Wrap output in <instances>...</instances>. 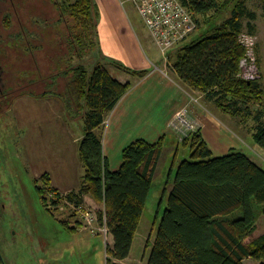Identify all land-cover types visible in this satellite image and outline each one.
Here are the masks:
<instances>
[{
  "label": "trees",
  "instance_id": "1",
  "mask_svg": "<svg viewBox=\"0 0 264 264\" xmlns=\"http://www.w3.org/2000/svg\"><path fill=\"white\" fill-rule=\"evenodd\" d=\"M182 2L197 28L182 43L183 54L173 65L180 81L214 97L222 112L258 120V111L251 114L250 106L264 102L259 79L247 81L237 76L244 54L237 38L243 30L241 19L244 15L253 19L254 14L247 13L241 2L232 6L233 0ZM55 9L58 45L64 44L66 49L48 53L52 68L47 78L52 80L43 90L27 86L20 95H57L67 111L84 110L83 133L77 140L83 176L77 189L61 196L51 186L49 173L43 172L36 179L41 183L37 192L49 212L50 203L82 204L84 194L101 204L99 220L113 239L105 248L106 264H118L115 260L130 254L166 140L162 136L154 142L138 138L128 143L121 151L120 166L110 169L100 129L130 84L119 82L101 63L91 69L85 65L84 57L99 49L94 0H58ZM109 59L129 72L143 75L147 71ZM251 135L264 152V122H256ZM175 143L171 165L175 172L146 264H244L245 258L264 264V168L238 149L214 155L197 129L182 140L175 138ZM180 148L188 149V156L181 160L177 158ZM60 221L69 231H76L67 220ZM0 264H5L1 253Z\"/></svg>",
  "mask_w": 264,
  "mask_h": 264
},
{
  "label": "rangeland",
  "instance_id": "2",
  "mask_svg": "<svg viewBox=\"0 0 264 264\" xmlns=\"http://www.w3.org/2000/svg\"><path fill=\"white\" fill-rule=\"evenodd\" d=\"M102 4L105 5L102 6L104 12V7L106 8V6L109 11L111 7L109 0H102ZM94 5L98 9V0H94ZM119 6L122 11L125 10L128 14L131 23L140 36L144 49H146L147 44L143 34L147 36V31L137 11L129 2L124 5V8L120 4ZM252 9L257 14L258 20V0L256 4L252 5ZM113 11L112 9L111 12ZM97 13L99 23V10ZM59 26L64 29L62 24ZM244 31L250 32L246 29ZM251 33L256 34L258 47L263 50L261 64L264 91V31L262 30L260 35L257 31ZM60 42H62V37ZM48 44L51 46L50 36H48ZM65 49V45L61 44L58 45L56 50ZM50 52L51 48L47 49L46 58L49 63L48 53ZM84 60L87 63L85 65L89 69L96 63L103 65L107 63L109 65V62L112 61L104 55L100 45L97 51L90 52L84 57ZM119 61L128 66L124 60ZM35 90L41 92L39 88ZM58 91L63 90L61 88ZM35 98V95L32 94L21 95L9 107L0 111V253L4 263L106 264L107 255L105 248L110 245L109 242H111L112 236L109 231L106 234V239L103 233H97L101 224L99 212L102 211V205L95 201H90L89 203V201L84 200L82 204H78L95 215V218L90 222L92 227L89 229L87 221L76 209L78 205L67 200L57 205L50 203L49 212L47 211L48 206L43 204L36 187L41 185L36 179L43 172H51L52 168H55L53 172L59 178L62 177V173L67 169L71 183L77 185L81 182L83 168L78 158L77 140L83 133L81 118L84 110L81 113H77L73 109L72 111H69V109L65 111V109L61 108V101L58 98L52 100V103L39 101ZM259 105L262 104L253 103L250 106L251 114L258 111ZM50 108L53 109L52 114H57L51 119L52 124H50ZM42 109L45 110L42 111ZM39 111L44 113L42 122L39 115H37ZM70 116H74V119H71ZM251 119L249 121H251L250 124L252 126L256 122ZM46 121L48 122L47 124ZM57 123L59 125L55 128L54 125ZM171 130L175 138L178 139L176 132L173 129ZM100 131L102 139H106V128L101 126ZM227 132L226 137L224 136L222 139L223 142H229V134H233L229 130ZM239 133V136L233 134L240 138V140L236 138L238 140L237 147L233 149L244 151L252 160L264 168V152L256 146L252 135L240 130ZM167 136L164 150L159 158L158 167L155 169L152 186L143 210L133 249L128 259L115 260L118 264L147 263L162 212L167 204L171 177H173L175 172V170L174 172L171 170L172 161L175 157V138L173 141V137L169 132ZM168 141L171 143H168ZM217 149L219 148L213 147V154L221 155L222 152ZM109 154V157L115 159L114 150H110ZM187 156L188 149L180 148L177 158L181 160ZM61 162L63 163L62 165ZM60 220H67L68 222H73L76 226L81 225L87 228L82 229L83 235H80L81 233L72 235L73 232L66 229L65 225L60 223ZM91 230L95 231L96 234ZM102 232H104L103 228ZM90 234L100 236H91L94 239H91L88 243L84 242L85 240H82V237ZM243 263L258 264V261L245 258Z\"/></svg>",
  "mask_w": 264,
  "mask_h": 264
},
{
  "label": "crops",
  "instance_id": "3",
  "mask_svg": "<svg viewBox=\"0 0 264 264\" xmlns=\"http://www.w3.org/2000/svg\"><path fill=\"white\" fill-rule=\"evenodd\" d=\"M109 2L111 4L109 8L110 13L107 6L106 8L104 7V12L102 6L105 5L102 4V0H98L97 11L99 10L100 13V22L98 23L100 49L104 52V55L109 58L124 60L130 69H147L146 73L139 75L135 72L122 69L113 61H110L109 65H107V63L103 65L107 72L119 82L130 84V88L121 96L114 108L106 115L102 124V127L104 126V128H106L107 135L106 139H102L103 152L108 158L111 170H116L120 166L122 149L128 143L138 138L154 142L162 136H165V140H167V134L169 132L174 141L175 136L171 130L170 124L173 116L183 106H188L191 117L197 122V130H199L206 139L211 150L213 147L219 148L217 150L222 152V154L227 153L230 148L237 147L238 140L236 138L239 140L240 138L235 135L239 136V130L251 134V130L256 123L251 126V121H249L250 118H252L251 120L253 122H258V125L264 122V102L262 105H259L258 120L246 114L234 116L219 110L215 105L214 99L207 96L206 93L184 85L173 69V65L178 56L183 54V51H181V46L183 44L180 43L169 49L164 56L159 53L160 51L158 52L157 47L154 45L147 32V36L143 34V38L146 39L145 42L147 44L146 49H144L140 36L131 23L128 14L125 10L122 11L119 6L120 4L124 8L127 2L122 3L120 0H109ZM237 2H241L246 7L247 13L254 14L253 19L248 15L242 17V29L251 30L250 32L257 31L260 35L261 31H264V8L262 0H258V20L257 14L254 12V9H252V5L256 4L257 0H233L232 6ZM112 9L114 10L113 12H111ZM225 15H229L228 12H226ZM190 38H192V35L188 39ZM255 51L261 72L259 82L263 89L261 64L263 50L258 47L257 42ZM35 97V99L39 101H47L50 103L56 98L60 100V97L57 95L38 94L35 95ZM41 104H43V102H41ZM59 108L56 110L57 112ZM61 108L65 109L62 101ZM43 110L45 109H42V111ZM42 111L37 113L41 122L44 116ZM52 111L53 109L50 108V124H52L51 119L57 115L55 113L52 114ZM65 111H67V109H65ZM47 123L46 121V124ZM58 125L59 123L54 125L55 128H57ZM63 126L66 128L64 124ZM227 130L235 135L229 134V142H223L222 139L228 134ZM168 143L171 142L168 141ZM110 150L115 151V159L109 157ZM62 164L61 162V165ZM58 165L60 164L58 163ZM54 169L55 168H52L51 172H46L50 175L51 186L55 188L61 196L79 187L80 183L77 185L71 183L67 169L64 170L61 178L53 172ZM83 200L89 201V203L90 201H94L89 194H84ZM69 225L76 227V231H71L73 232L72 235H79L80 233V235H83L82 233L84 232L82 229L85 227L81 225L76 226L73 222H69ZM91 236L100 235L90 234L86 237L83 236L82 240L88 243V241L94 239V237ZM135 237L132 242L131 250L134 246ZM112 243L113 239L111 237V242H109V244L112 245ZM128 258L129 256L125 259Z\"/></svg>",
  "mask_w": 264,
  "mask_h": 264
},
{
  "label": "flooded vegetation",
  "instance_id": "4",
  "mask_svg": "<svg viewBox=\"0 0 264 264\" xmlns=\"http://www.w3.org/2000/svg\"><path fill=\"white\" fill-rule=\"evenodd\" d=\"M57 3L0 0V111L20 97L27 86L42 91L52 80L47 78L52 62L47 61L46 54L47 49L58 47V27L54 25Z\"/></svg>",
  "mask_w": 264,
  "mask_h": 264
},
{
  "label": "built area",
  "instance_id": "5",
  "mask_svg": "<svg viewBox=\"0 0 264 264\" xmlns=\"http://www.w3.org/2000/svg\"><path fill=\"white\" fill-rule=\"evenodd\" d=\"M120 1L122 3L129 2L133 5L152 42L164 56L169 49L186 41L197 28L196 20L182 0ZM238 40L244 47V54L239 61L237 76L247 81L259 79L260 70L255 51L256 34L242 30ZM170 126L177 133L178 139L182 140L189 133L196 131L197 122L191 117L188 106H183L173 116ZM76 209L87 221L90 229L92 227L90 222L95 218V215L81 205H78ZM83 227H85L84 229L87 228L86 226ZM102 228L104 232H102ZM91 231L96 234L95 231ZM108 231L106 224L101 221L97 233H103L106 239Z\"/></svg>",
  "mask_w": 264,
  "mask_h": 264
},
{
  "label": "bare ground",
  "instance_id": "6",
  "mask_svg": "<svg viewBox=\"0 0 264 264\" xmlns=\"http://www.w3.org/2000/svg\"><path fill=\"white\" fill-rule=\"evenodd\" d=\"M250 31H251V30H250ZM237 38H238V37H237ZM35 61H36V60H35ZM207 96H208V95H207ZM212 98H214V97H212ZM209 99H210V98H209ZM210 100H211V99H210ZM255 103H256V102H255ZM250 104H251V103H250ZM256 104H257V103H256ZM244 110H245V109H244ZM245 111H246V110H245ZM241 113H242V112H241ZM199 123H200V122H199ZM199 123H198V124H199Z\"/></svg>",
  "mask_w": 264,
  "mask_h": 264
}]
</instances>
